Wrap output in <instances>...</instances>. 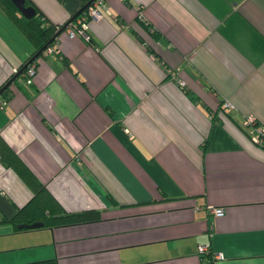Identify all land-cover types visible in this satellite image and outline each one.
Masks as SVG:
<instances>
[{"label": "crops", "instance_id": "1", "mask_svg": "<svg viewBox=\"0 0 264 264\" xmlns=\"http://www.w3.org/2000/svg\"><path fill=\"white\" fill-rule=\"evenodd\" d=\"M32 1L55 25L82 7ZM106 5L91 41L64 29L34 60L32 84L35 46L0 6V88L21 72L0 134L65 211L101 213L19 229L33 191L0 156V264H204L201 244L213 264H264V0Z\"/></svg>", "mask_w": 264, "mask_h": 264}, {"label": "trees", "instance_id": "2", "mask_svg": "<svg viewBox=\"0 0 264 264\" xmlns=\"http://www.w3.org/2000/svg\"><path fill=\"white\" fill-rule=\"evenodd\" d=\"M87 2L88 1H84L82 6H84ZM26 5L34 6L37 9V13L32 17H26L21 13L19 8L12 0H0V6L15 21V23L35 46L33 54L26 61V63H31L34 62V60L31 61V59L40 49H42L46 44L49 46L54 42L56 38L53 39V37H55L57 31L62 28L63 25L48 23L43 12L35 5L32 0H26ZM86 9L87 7L81 10L78 15L75 14L73 18H78L85 12ZM47 48L48 47H46L37 58L42 56ZM25 70L26 68L22 73H24ZM6 83L3 84L0 90L5 86ZM6 92H8V87L3 93ZM0 156L2 161L7 166L13 167V169L25 180V182L33 191V197L25 205L20 207L18 212L13 217V220L16 222L17 226L22 222L32 223L34 221H43L44 225L52 227L93 221L101 218L100 211L96 209L65 211L59 200L48 190L46 185L39 180V178L25 164V162L20 158L15 150L5 141L1 134ZM201 258L203 259L204 264L206 262L214 261L213 253L211 251L202 253ZM51 263H53L51 260L42 262V264Z\"/></svg>", "mask_w": 264, "mask_h": 264}, {"label": "built area", "instance_id": "3", "mask_svg": "<svg viewBox=\"0 0 264 264\" xmlns=\"http://www.w3.org/2000/svg\"><path fill=\"white\" fill-rule=\"evenodd\" d=\"M81 1L82 3L84 1H88L87 3H90V4L87 6V9L85 10V12L78 17L77 22H73V21L70 22L67 25L66 29L69 35L71 36H82L87 41H91L92 37L87 29L89 28V19L91 18L98 19V18L103 17V14L99 7L107 6L106 0H81ZM15 72L18 73L19 70L15 69ZM36 73H37L36 64L34 62L29 63L26 67V70L23 73L25 83L32 84ZM172 74L174 75V73ZM181 82L185 83L183 81ZM223 105L225 108H230L234 106L233 103L229 100H225L223 102ZM246 123L247 124H257V121L254 116H249L246 118ZM255 128H256V131L259 133V135L258 136L256 135L255 137L257 138V140L258 139L262 140V137L264 135V129L259 125H257ZM211 211H213V213H215L216 215H223L225 213V208L211 206ZM209 251H210L209 245L201 244L199 246V252L201 254L209 252ZM215 255L217 258L224 257L223 252H218ZM205 264H213V262H206Z\"/></svg>", "mask_w": 264, "mask_h": 264}, {"label": "water", "instance_id": "4", "mask_svg": "<svg viewBox=\"0 0 264 264\" xmlns=\"http://www.w3.org/2000/svg\"><path fill=\"white\" fill-rule=\"evenodd\" d=\"M15 5L19 8V10L21 11V13L23 15H25L26 17H32L34 16L36 13H37V9L32 6V5H26V0H12ZM90 3H86L84 6L81 7V9L76 13V15H78L81 10H83L85 7H87ZM67 27V24L63 25L62 28L59 29V31L56 33L55 37H53V39H55L64 29H66ZM52 39V40H53ZM51 40V41H52ZM48 44H46L42 49H40L36 54L35 56L31 59V61L35 60L39 55L40 53L46 48V47H49L47 46ZM30 61V62H31ZM29 63H26L24 65V67L21 69L22 71L27 67ZM21 72L17 73L15 75V77H13L12 79H10L6 84L5 86L0 90V95L4 92V90L11 84V82L20 74ZM41 226H44V222L43 221H34L32 223H28V222H22V223H19L18 224V227L20 229L22 228H36V227H41Z\"/></svg>", "mask_w": 264, "mask_h": 264}]
</instances>
